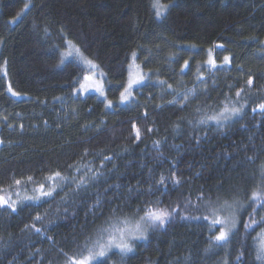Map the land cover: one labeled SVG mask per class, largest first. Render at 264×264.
I'll list each match as a JSON object with an SVG mask.
<instances>
[{
  "label": "trees",
  "instance_id": "trees-1",
  "mask_svg": "<svg viewBox=\"0 0 264 264\" xmlns=\"http://www.w3.org/2000/svg\"><path fill=\"white\" fill-rule=\"evenodd\" d=\"M68 43L105 98L75 94L85 67L62 59ZM132 55L148 77L119 104ZM261 104L264 0H0V196L16 202L0 205V264H70L154 209L163 227L92 264H264ZM214 210L235 219L219 244Z\"/></svg>",
  "mask_w": 264,
  "mask_h": 264
},
{
  "label": "snow or ice",
  "instance_id": "snow-or-ice-1",
  "mask_svg": "<svg viewBox=\"0 0 264 264\" xmlns=\"http://www.w3.org/2000/svg\"><path fill=\"white\" fill-rule=\"evenodd\" d=\"M27 7L28 4L26 3L25 8ZM159 15H161V13L158 10L157 16ZM225 62H228V57H225ZM187 63L188 62L185 61L186 65ZM209 63L214 65V61L210 60ZM135 82L136 81L130 82L128 88H126L125 91L121 93V101L126 100L128 96L131 95L130 92L131 84ZM248 84L249 85L252 84L251 79L248 81ZM9 90L11 91V89ZM239 95L240 93L238 92L237 96ZM185 99H187V96H185ZM259 107L261 110H264V104L259 105ZM229 111H231L233 115H238L240 109L237 108L224 109V112H229ZM224 118L228 119L229 117L225 116ZM209 119H217V117H209ZM137 138H139V132H137ZM58 177H61V174L59 172H56L54 173L53 176L49 177L48 179L54 181ZM261 179L264 180V166H262L261 168ZM163 182H164L163 180L160 181V183ZM179 182H180L179 180H175V183L178 184ZM16 184H20V181L17 180ZM43 189H44V185H40L41 196H51L54 190V189H50L48 191H43ZM38 198L39 197H27V199H38ZM9 199L10 198L0 196V205H6L7 207L12 208L13 211H15L16 202L12 201L11 203H9ZM250 199H252L253 201H259L260 199H264V197H262L259 192L254 191ZM216 211L217 210L213 211V219L211 220V224L212 226L215 225L222 226L218 235L214 237L215 242L219 244L222 242H226L228 240L231 229L235 227V219L233 215L219 216L216 214ZM219 211L234 212L235 210L233 209L232 205L225 203L224 207ZM170 217H171V213L169 211L154 209V210L146 211L144 215L141 216L139 220L136 221L134 224L130 223L128 218H124L123 220L120 221V224L123 225L122 227L112 226L110 231L107 228L102 229L97 239L91 240L90 242L85 244L84 250L79 258L70 259V264H92V262L96 261L98 258H106L113 249H117L121 255L129 253L133 250L132 242L137 239H144L148 227L150 226L163 227ZM36 219H39V217H36ZM204 219L207 220L208 217L206 216L204 217ZM261 220L264 221V217H262ZM255 223L258 222L252 220L251 223H245L244 225L245 229L251 228L252 225ZM230 225L231 227H229ZM36 231L39 232V229H36ZM105 233H107L106 238H105ZM259 235L260 234H258V236ZM237 259L239 260V257H237ZM257 259H264V242H262L257 249Z\"/></svg>",
  "mask_w": 264,
  "mask_h": 264
},
{
  "label": "rangeland",
  "instance_id": "rangeland-1",
  "mask_svg": "<svg viewBox=\"0 0 264 264\" xmlns=\"http://www.w3.org/2000/svg\"><path fill=\"white\" fill-rule=\"evenodd\" d=\"M154 5H156V3H154ZM154 9H155L156 14H157V11L159 10L161 15L165 11L164 6L161 5L159 1L157 5L154 6ZM69 57L77 58L81 62V64L85 67L84 68L85 72H84L82 81L79 84V86L75 89V94L83 96L88 93H94L98 97L105 98V92H104L105 76L103 72L97 67V65L92 60H90L89 58L84 56L82 53H80L76 46L70 43L67 44L66 48L62 52V59H67ZM147 77H148V74L142 70V68L139 66V64L135 60L134 55H132L130 58V62L128 64L127 80L124 84V87L121 93H123L125 89L128 88L130 82H133V81H136V82L131 84V89H130L131 95H129L126 100L121 101V93H120L116 102L119 104H124L128 102L129 100H131V98L133 97L134 88L140 85L141 83H143V81ZM219 216H222V213H220ZM134 223L135 222H133L132 224ZM262 242H264V231H262L258 237V246H260ZM113 250H117V249H113Z\"/></svg>",
  "mask_w": 264,
  "mask_h": 264
}]
</instances>
